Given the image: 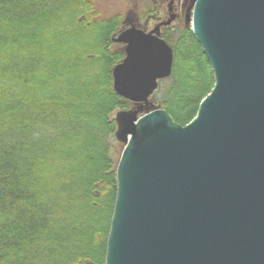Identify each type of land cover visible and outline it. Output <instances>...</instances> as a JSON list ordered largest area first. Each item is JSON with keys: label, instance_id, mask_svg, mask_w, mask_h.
<instances>
[{"label": "water", "instance_id": "obj_1", "mask_svg": "<svg viewBox=\"0 0 264 264\" xmlns=\"http://www.w3.org/2000/svg\"><path fill=\"white\" fill-rule=\"evenodd\" d=\"M176 18L113 38L115 91L140 109L172 73L160 28ZM186 22L214 86L186 124L160 107L116 114L106 264H264V0H194Z\"/></svg>", "mask_w": 264, "mask_h": 264}, {"label": "trees", "instance_id": "obj_2", "mask_svg": "<svg viewBox=\"0 0 264 264\" xmlns=\"http://www.w3.org/2000/svg\"><path fill=\"white\" fill-rule=\"evenodd\" d=\"M98 1L0 0V264H106L121 154L116 114L133 103L114 88L124 13L103 16ZM174 36L165 29L169 79L186 58L183 43L202 50L191 27ZM200 54L209 84L194 95L198 79L185 65L175 106L161 100L181 124L214 86Z\"/></svg>", "mask_w": 264, "mask_h": 264}, {"label": "rangeland", "instance_id": "obj_3", "mask_svg": "<svg viewBox=\"0 0 264 264\" xmlns=\"http://www.w3.org/2000/svg\"><path fill=\"white\" fill-rule=\"evenodd\" d=\"M167 1L168 0H99L97 2V6L100 10H102L103 16L118 12L124 13L123 29L128 28L129 26H131V24H134L135 26L141 29H145L147 31L149 29H153V27L156 24L155 19H150L149 21L150 24L148 25V28L147 29L145 28L144 23L146 22L148 15L156 14L157 16L160 15L164 16L165 14H167ZM178 1H179V9L181 10L182 15L181 18L176 19L175 22H173L174 24L173 27L175 30L174 32L172 31L170 32L175 33L174 39L175 37L178 36L180 29H182L183 27H191V24L186 22V20H184L190 0H178ZM148 11L149 13H147ZM145 13L147 14L145 17H143ZM141 16L144 18L143 23L140 22ZM51 32L54 33L55 31H50V33ZM171 43L172 42H170V44ZM182 47H183L182 54L185 55L186 58L181 57L178 74L176 75V77H173L171 79L165 78L160 81L161 82L160 90L157 93H155L151 98L148 104V109L146 108L140 109L141 104H132L131 109H139V113H138L139 116L151 110H154L155 108H159V107L163 108L161 105V100L164 97V95H166V97L169 99V102L172 103L173 106H175L176 93L181 88V86L186 82L185 80L186 67H191L194 70L193 75H195L196 78L198 79L196 83L197 86L195 87L193 92L194 95L197 94L201 88L209 84L210 77H208L205 71H202L201 69L202 64H204L203 63L204 61H202L201 58L200 52L201 53L203 52L200 49V47L194 41L192 42L186 41V43L182 44ZM116 48L117 49L121 48L124 51L125 45L116 43ZM186 59L189 60L186 61ZM190 63H192L193 65L190 66ZM171 86L174 87L175 93L174 91L172 92L167 91V89ZM189 121H187L186 123H188ZM116 146L118 150L121 152L123 149V144L116 141Z\"/></svg>", "mask_w": 264, "mask_h": 264}, {"label": "flooded vegetation", "instance_id": "obj_4", "mask_svg": "<svg viewBox=\"0 0 264 264\" xmlns=\"http://www.w3.org/2000/svg\"><path fill=\"white\" fill-rule=\"evenodd\" d=\"M193 2H194V0H190L189 6H188V8L186 10L185 18H186V15H187L188 11H190V12L192 11ZM160 13H161V10H160ZM174 13L177 14V18L176 19L181 18L182 13H181V10L179 9V1L178 0H168L167 1V14H165L164 16H161V15L157 16L156 14L155 15L154 14L148 15L147 20L144 23V26H145L146 29L148 28V25L150 24L149 23L150 19H155L156 20L155 26L158 25V24H162L163 22L167 21L170 18V16L172 14H174ZM173 25L174 24L172 23V24H170L168 26H165V25L161 26V28H160L161 37H163L165 29H168V31L174 32L175 29H174ZM143 30H145V29H143ZM151 30L152 29H149V30H147V32H149Z\"/></svg>", "mask_w": 264, "mask_h": 264}]
</instances>
